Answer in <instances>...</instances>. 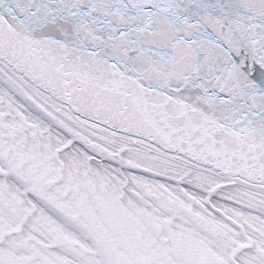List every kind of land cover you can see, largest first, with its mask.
Instances as JSON below:
<instances>
[{"label":"snow or ice","instance_id":"obj_1","mask_svg":"<svg viewBox=\"0 0 264 264\" xmlns=\"http://www.w3.org/2000/svg\"><path fill=\"white\" fill-rule=\"evenodd\" d=\"M0 264H264V0H0Z\"/></svg>","mask_w":264,"mask_h":264}]
</instances>
